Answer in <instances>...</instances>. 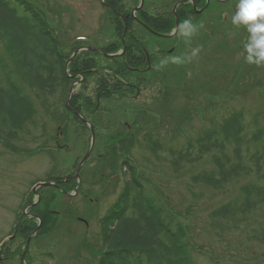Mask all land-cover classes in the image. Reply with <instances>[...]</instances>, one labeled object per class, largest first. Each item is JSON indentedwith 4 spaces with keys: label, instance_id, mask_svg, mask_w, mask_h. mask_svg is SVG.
I'll return each instance as SVG.
<instances>
[{
    "label": "rangeland",
    "instance_id": "obj_1",
    "mask_svg": "<svg viewBox=\"0 0 264 264\" xmlns=\"http://www.w3.org/2000/svg\"><path fill=\"white\" fill-rule=\"evenodd\" d=\"M28 1L44 16L49 31L59 35L65 49L80 39L88 42L73 47H97L105 41L117 40L111 38L114 20L99 0ZM237 3L238 0H232L220 9L235 13ZM208 17L214 21L212 39L210 31L202 36L200 28L186 39L178 28L174 32L179 50L156 61L152 58L149 69L141 72L145 73L144 78L146 74L152 78L144 90L131 92L127 100L102 98L97 102L100 106L97 138L77 180L75 169L88 152L90 139L87 131L64 112L58 118L51 113L62 107L58 98L65 85L59 69H55V79H51L54 88L51 93H28L35 109L32 122L17 131L16 138L7 136L8 146L0 140V264H19L21 241L9 242L17 218L27 213L24 206L28 201L39 204L42 198L49 201L46 197L50 193L54 196L51 208L57 212V226L29 245L25 264H97L105 216L125 188L126 160L134 167L146 193L163 207L165 215L184 225L196 264H264V243L254 240L252 231L262 219L264 205L252 211L236 229L221 232L212 226L210 218L215 208L227 204L241 187L255 181V175L239 173L229 178L222 189L214 190L194 184L193 180L201 172L215 169L210 160L213 155H220V150L203 151L204 156L195 163L170 158V152H184L189 143L196 146L198 137L217 130L234 113L243 115L246 132L264 133V66L244 61L248 37L244 38L240 26H234L231 18L224 21ZM208 17L198 24L203 27ZM175 42L176 37L167 44ZM194 49L199 52L190 62H169L159 67L162 59L186 58ZM75 87L78 91V85ZM98 89L90 79L84 94L93 100ZM114 117L119 121L117 124ZM60 127H65L63 136L58 135ZM114 132H118L121 141L113 136L108 144V137ZM41 143L53 150L54 165L40 150ZM225 151L232 152L228 146ZM67 177L76 181L71 193L59 186L61 192L56 194L52 187H36L40 182L48 184L57 178L68 181ZM43 207L47 208L42 201L41 210Z\"/></svg>",
    "mask_w": 264,
    "mask_h": 264
},
{
    "label": "trees",
    "instance_id": "obj_2",
    "mask_svg": "<svg viewBox=\"0 0 264 264\" xmlns=\"http://www.w3.org/2000/svg\"><path fill=\"white\" fill-rule=\"evenodd\" d=\"M121 1L118 6L114 7V10L121 15L120 18L109 10H105L114 20L111 38L115 37L117 40L111 43L105 41L103 45H97V47L82 45L73 47L76 44L87 43L79 41L65 49L59 35L54 31H49L44 16L28 0H0V140L5 146H8L7 136L12 139L16 138L17 131L25 128L33 120L35 109L28 93H51L54 90L51 79H55V69H59L58 74L65 87L61 88L58 98L62 107L54 108L51 113L58 118L64 112L73 123L87 131L88 141L90 130L77 115L92 125L96 140L100 107L97 102L102 98L106 101L127 100L131 92L138 91L139 93L140 90L146 88V84L152 79L151 76L146 74L144 78L145 73H139L135 69L147 68L145 54L149 55L150 61L153 62L152 48L144 40L132 37L153 36L146 30L147 28L159 35L171 34L175 27L172 0H167V4H164L163 0H144L143 6L134 15H132V10L138 6L139 0H127L126 2L132 1L128 7L125 6L124 0ZM180 1L186 3L180 5L175 12L179 29L183 21L189 18L199 25V21L206 18L205 14L210 10L211 5L217 4L211 1L205 7L204 0ZM190 1L197 8L202 7L205 10L196 14L192 4L187 3ZM206 20L212 19L208 17ZM124 23L127 32L124 44H122ZM199 28L202 36H207L206 32L211 33L212 30L211 26L207 25L203 27L199 25ZM103 31L106 30L103 29ZM210 35L212 39V33ZM175 37L177 40L175 44L177 43L178 46L175 47L173 43L169 53L177 52L180 48L177 35ZM173 38L167 39L166 42H170ZM82 47L86 50L74 56L67 66L66 75L65 65L72 54ZM118 53L121 54L116 57H106V55ZM90 79H93L96 88L99 87L93 100L84 94L87 81ZM74 83L79 89L76 91V87L73 88L69 102L71 111H69L65 104L69 88ZM102 85L107 88L102 89ZM103 90L110 92L106 93ZM115 119L117 124L119 121ZM113 124L116 126L114 121ZM127 130L129 131L128 128ZM64 133L65 127L58 128L59 136H63ZM115 133L108 137V144L113 136H119L118 132ZM43 137L44 131L41 135V138ZM116 137L113 139L115 145L121 141L119 137L116 141ZM148 138L149 136L146 140ZM195 142L197 149L189 143L184 152H170L171 160L195 163L202 159L203 151L212 149L220 150L221 154L213 155L210 160L215 169L203 171L195 176L194 184L198 183L214 190H220L229 178L239 173H245L247 176L255 175V181L248 182L247 185L241 187L238 194L227 204L215 208L210 214L212 226L221 232L231 228L236 229L248 219L252 211L261 209L264 205V133L260 130L246 132L243 115L234 113L218 126L217 130L211 133L205 132ZM148 143H151L150 138ZM39 146L54 165L53 150L47 149L42 143ZM226 146L232 150L231 153L225 151ZM124 165L128 167V169L123 167L127 169L124 171L125 188L105 216L106 224L102 227L97 264H196L194 250L188 240L184 225L171 215H165L163 207L155 201L154 197L146 193L137 180L134 174L135 169L130 162L126 160ZM101 178L103 179L102 176ZM67 180L57 178L52 183L66 193H71L76 186V181L72 177H67ZM51 189L54 193L60 191L55 186ZM51 196L50 193L46 197L49 201L42 198L40 204L37 203L29 208L27 214L32 216L21 214L17 218L14 237L9 242L16 239L21 241L18 252L21 245L23 248L27 238L38 228L39 222L41 226L30 244L44 235L48 229L57 226L58 215L51 208V205H54L52 203L54 196ZM42 201L47 207H43V210L40 208ZM32 203L33 201L30 200L27 205ZM260 215L261 221L257 222L252 230L255 233L253 239L264 243V212Z\"/></svg>",
    "mask_w": 264,
    "mask_h": 264
},
{
    "label": "clouds",
    "instance_id": "obj_3",
    "mask_svg": "<svg viewBox=\"0 0 264 264\" xmlns=\"http://www.w3.org/2000/svg\"><path fill=\"white\" fill-rule=\"evenodd\" d=\"M237 10L231 18L234 26H243L247 33L248 39L244 45L243 57L248 65L264 66V0H238ZM199 25L193 23L192 19H185L180 25V34L182 37L189 39L198 32ZM199 49L192 50L186 58L173 57L162 59L159 67L169 62L181 64L190 62L198 55Z\"/></svg>",
    "mask_w": 264,
    "mask_h": 264
},
{
    "label": "flooded vegetation",
    "instance_id": "obj_4",
    "mask_svg": "<svg viewBox=\"0 0 264 264\" xmlns=\"http://www.w3.org/2000/svg\"><path fill=\"white\" fill-rule=\"evenodd\" d=\"M124 1H125L124 2L125 5H127V4H130L131 5L132 4V1H130V2H126L127 0H124ZM204 1H205V5H204L205 7L207 5H209V3L211 1L217 3L215 5H211L210 10L207 11V13L205 14L207 17H208V15H210V16L215 17V18H218L219 17L220 20H224L225 21V20H227L229 18H232V16L234 15V12L231 11V10L220 9V7H222L223 5L229 4L232 0H204ZM104 2H105V5H106V9L111 10V8L114 9V7L118 6V4H120L122 1L121 0H104ZM163 2H164V4H167V0H163ZM234 2L236 3V1H234ZM143 3H144V0H139V3L137 5H139V6L141 5V7H142L143 6ZM183 3H186V2H183V1H180V0L179 1L178 0H172L171 5H172V15L173 16H174V14H173L174 9H175V12H176V9L180 5H182ZM187 3L192 4V8H193V10H194V12L196 14H200V13H202L205 10L202 7L197 8L196 5L192 1L187 2ZM231 4L233 5V3H231ZM236 6H237V4H234L235 11L237 10ZM139 9L140 8H138L136 6L132 10V15L135 14ZM175 15H176V13H175ZM209 18H211V17H209ZM174 20H175V24H176V20H177L178 27H179L178 18L174 16ZM205 22H206L205 25H207V26H212L214 24V21L213 20H210V21L206 20ZM221 24H222V22H221ZM239 28L241 29V31H239V32L240 33L241 32L243 33L244 38L248 37V33H247L246 29L243 26H240ZM132 38L133 39L144 40V42H147L148 45L150 46V48H152L151 49V54H152V58L155 59V61L161 59L162 56L167 55V53L170 52V47L173 46V45H170L169 46L167 44L168 42H163V38H159V37H157L155 35H153L151 37L150 36H145V35H140V36H134ZM157 38H159V40H161V41L158 42L156 40ZM176 46H178L177 43L175 44V47ZM145 56H146L145 63L147 64V68H145V69H135V71L141 73V72L146 71L147 69H149V67H150V56L147 55V54H145Z\"/></svg>",
    "mask_w": 264,
    "mask_h": 264
},
{
    "label": "water",
    "instance_id": "obj_5",
    "mask_svg": "<svg viewBox=\"0 0 264 264\" xmlns=\"http://www.w3.org/2000/svg\"><path fill=\"white\" fill-rule=\"evenodd\" d=\"M100 2H101V4H103V2H102V0H100ZM176 29H177V21H176ZM126 32V28H124V33ZM77 52L78 51H76V52H74L73 54H72V56H71V58L69 59V61H68V63L65 65V73H67V71H66V69H67V66H68V64L71 62V60L73 59V57L77 54ZM72 92H73V86H71L70 88H69V94H68V97H67V101H66V108L70 111L71 109L69 108V101H70V98H71V95H72ZM78 116V118L80 119V120H82L85 124H86V126L89 128V130H90V134H91V142H90V148H89V150H88V152L85 154V156L83 157V159L81 160V162L79 163V165H78V167L76 168V170H75V176H74V178L77 180V178H78V173H79V170H80V168L82 167V165L85 163V161L88 159V157L90 156V154H91V151H92V149H93V145H94V131H93V127L91 126V124H89V123H87V122H85L79 115H77ZM78 182V185L80 184L79 183V181H77ZM42 185H44V184H38L36 187H39V186H42ZM45 185H47V186H52L53 184H45ZM35 191H36V188H35V190H33V192L35 193ZM37 231V230H36ZM35 234V232L27 239V241H26V245H25V249H24V251L22 252V255H21V264H23V262H24V257H25V254H26V252H27V247H28V245H29V242H30V239L32 238V236Z\"/></svg>",
    "mask_w": 264,
    "mask_h": 264
}]
</instances>
